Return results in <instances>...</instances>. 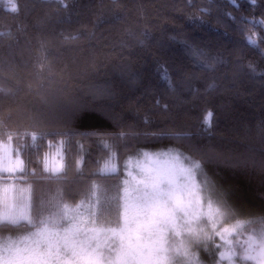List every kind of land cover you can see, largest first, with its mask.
<instances>
[{
	"label": "trees",
	"instance_id": "obj_1",
	"mask_svg": "<svg viewBox=\"0 0 264 264\" xmlns=\"http://www.w3.org/2000/svg\"><path fill=\"white\" fill-rule=\"evenodd\" d=\"M14 2L15 13L0 0V33H5L0 59L11 53L16 64L14 73H0V86L16 91L15 96L0 95L5 120L0 141L14 133L12 143L21 150L26 170L0 175V183L31 185L34 201L61 187L72 193L66 199L74 204L93 181L120 184L129 163L144 152L173 148L195 155L190 144L211 147L227 162L208 164L206 171L230 192L229 203L236 209L220 227L237 220L245 222V229L264 225L259 219L264 216V168L259 167L264 136L258 132L264 122V0ZM104 19L111 22L100 23ZM66 36L77 39L66 41ZM248 36L258 46L249 44ZM45 55L46 67L40 71L37 65ZM65 100L85 105L70 123L42 115L55 112ZM208 111L213 124L205 131ZM33 131L38 134L34 144L24 135ZM122 131L138 135L124 140ZM160 131L186 132L189 138L151 135ZM101 139L113 145L116 174L96 175L109 156ZM59 142L64 143L65 169L51 175L45 157ZM250 158L256 166H242ZM200 254L213 264V257Z\"/></svg>",
	"mask_w": 264,
	"mask_h": 264
},
{
	"label": "snow or ice",
	"instance_id": "obj_2",
	"mask_svg": "<svg viewBox=\"0 0 264 264\" xmlns=\"http://www.w3.org/2000/svg\"><path fill=\"white\" fill-rule=\"evenodd\" d=\"M256 2L251 0L253 4ZM9 3L10 10L17 12L14 0ZM108 22L111 21H100ZM7 35L11 38V33ZM3 36L5 33H0V37ZM76 39V36L65 37L66 41ZM247 40L258 46L251 36ZM261 40L264 41V37ZM9 57L0 59V73L15 72V57L11 53ZM46 60V55L41 57L38 70L45 69ZM249 71L254 73L255 68L249 65ZM170 87H174L171 82ZM0 95L15 96L16 91L0 86ZM84 108L85 105L65 100L55 112L42 115H53L70 123ZM11 118L9 111L7 119ZM202 124L205 131L211 129V111L206 113ZM4 126L5 120L0 117V127ZM258 132L264 136V122ZM13 135L9 132L7 142L0 141V172L24 171L23 161L18 158L19 149L16 150L17 160H12ZM24 135L30 136L34 144L38 134L33 131ZM135 135L138 134L122 131L119 138L127 140ZM151 135L170 136L177 141L189 138V133L175 131ZM100 142L109 157L96 175L118 172L116 165L111 163L116 156L113 145L104 139ZM189 147L195 155H186L173 148L156 154L144 152L143 157L153 160V166L138 164L135 175L129 172V178L115 186L93 181L74 204L66 199L72 193H65L61 187L34 201L31 185L27 188H18L12 183L0 185V264H206L201 251L214 258L213 264H246L249 261L264 264V228L258 232L254 230L243 240L240 238L243 221L218 228L221 221L236 214V209L229 203L230 192L218 186L206 171V165L226 163L225 157L211 147L198 148L191 144ZM249 162L253 166L257 164L252 158L241 164L247 167ZM259 167L264 168V161L259 162ZM127 168L125 164L124 170ZM62 170V164L52 169L54 174ZM45 171H48L47 163ZM113 213L115 219H110ZM259 219L264 223V216ZM204 225L208 226L207 230ZM13 231L15 236L11 234ZM233 236L235 239L231 238ZM217 237L221 241L219 244L215 242Z\"/></svg>",
	"mask_w": 264,
	"mask_h": 264
},
{
	"label": "rangeland",
	"instance_id": "obj_3",
	"mask_svg": "<svg viewBox=\"0 0 264 264\" xmlns=\"http://www.w3.org/2000/svg\"><path fill=\"white\" fill-rule=\"evenodd\" d=\"M6 2L9 3V0H6ZM5 142H7V140ZM102 147H103V145H102ZM17 149H19V148L16 145H13V143L11 142L10 152H11V156H12V160L13 161L17 160V151H16ZM64 150H65L64 149V143H62V142H59V144L51 147L50 151L47 153V155L45 157V163H47V167H48V171H46V172H48L51 175H60V174H62L64 172V169H65V151ZM113 150H114V148H113ZM149 154H153V153H149ZM18 158H19V160L23 161V159L21 157V150L20 149H19V153H18ZM80 161H82V158L79 160V162ZM104 162L102 163V166H103ZM111 163L115 164L116 168L118 169L116 156H115L114 159H112ZM161 163H163V157H161ZM60 164L63 165V170L61 172H59V173H55L54 174L52 169L59 167ZM138 164L144 165V166H153V160H148V159L144 158L143 156H142V158H138L136 160H132L129 163L128 173L132 172L135 175L136 171H138V169H137V165ZM79 165H81V163H79ZM22 167L24 169L23 172L17 171L15 173H11V174L7 173V172H0V175H15V176H17V175L23 174L25 172V170H26L24 161H23ZM116 173H112V174H116ZM127 178H129V177L127 176ZM12 184H15L18 188H20V187L27 188L28 187V186H24V185L17 184V183H12ZM0 185H2V183H0ZM204 210H205V212H207L208 211L207 207H205ZM221 222H220V224H221ZM220 224H218V228L220 227ZM261 228H264V225L255 226V227L248 228V229H245V227H244L243 229L240 230L242 232V235L240 237L241 240L247 239L248 236L253 234L254 230L258 232ZM231 238L235 239L234 236L231 237ZM217 240H218L219 243H221V241H220V239L218 237H217ZM237 251H240L239 247H237ZM225 264H226V262H225Z\"/></svg>",
	"mask_w": 264,
	"mask_h": 264
}]
</instances>
